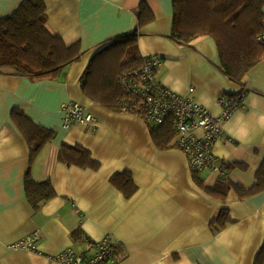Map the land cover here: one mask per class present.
I'll return each mask as SVG.
<instances>
[{"label":"crops","instance_id":"1","mask_svg":"<svg viewBox=\"0 0 264 264\" xmlns=\"http://www.w3.org/2000/svg\"><path fill=\"white\" fill-rule=\"evenodd\" d=\"M21 0H0V18ZM49 30L67 43L78 41L81 55L57 77L30 78L0 68V264H61L52 257L69 247L91 253L106 235L119 242L114 264H254L264 241V191L239 200L232 190L226 201L204 188L176 146L161 148L142 116L114 110L91 99L83 75L110 40L136 33L140 56L158 54L159 80L171 90L192 94L216 115L222 95L245 88L244 108L224 122L226 136L214 144L219 163L242 162L227 170L230 180L249 187L264 159V59L250 69L245 85L222 70L211 36L189 44L172 37L173 0H45ZM142 3L153 19L141 24ZM264 10V6H263ZM194 91L190 93V88ZM79 102L96 117L90 124L63 126L62 104ZM24 111L55 138L31 160L28 138L13 118ZM80 143L101 165L98 169L68 165L59 159L64 143ZM28 170L36 180L51 178L57 195L36 210L25 191ZM129 170L138 186L131 197L110 180ZM213 185L218 172H198ZM235 219L214 231L211 221L223 207ZM82 230V237L72 233ZM40 234L36 249L13 247Z\"/></svg>","mask_w":264,"mask_h":264},{"label":"trees","instance_id":"2","mask_svg":"<svg viewBox=\"0 0 264 264\" xmlns=\"http://www.w3.org/2000/svg\"><path fill=\"white\" fill-rule=\"evenodd\" d=\"M263 6L264 0H173L172 37L184 44L204 36L213 37L223 72L244 86L250 69L264 59V40L258 38L264 33ZM138 16L141 24L154 17L147 3L141 4ZM47 23L45 0H21L12 13L1 17L0 68H11L30 78L57 77L79 58L82 52L80 43H67L60 34L51 32ZM137 38L136 33L117 36L96 53L83 75V89L91 99L107 108L122 111L120 102L125 92L118 77L124 69L142 62ZM12 114L29 140L33 161L44 146L55 138L56 130L36 124L20 109H14ZM151 127L152 136L159 147L176 146L173 117ZM59 159L68 165L94 169L101 165L91 151L80 143L64 142L59 149ZM236 166L248 168L242 162L225 163L222 168L232 170ZM193 172L208 192L223 201L228 199L232 190L237 193L239 200L264 191V159L256 171L255 182L249 187L230 180V177L228 180L219 177L213 185H207L199 176V171ZM110 180L126 197H131L138 188L129 170L115 172ZM25 191L36 210L57 195L51 178L36 180L30 170L25 177ZM234 221L230 208L225 206L211 221V226L216 232ZM72 235L79 239L82 230L77 229ZM118 245L114 248L115 261ZM254 264H264V241Z\"/></svg>","mask_w":264,"mask_h":264},{"label":"built area","instance_id":"3","mask_svg":"<svg viewBox=\"0 0 264 264\" xmlns=\"http://www.w3.org/2000/svg\"><path fill=\"white\" fill-rule=\"evenodd\" d=\"M264 40V33L258 37ZM162 57L158 54L143 56L139 65L124 69L118 79L125 92L121 100L124 112L138 114L152 124L160 125L168 117L174 118L177 144L187 157L193 171L212 168L222 180L229 179L227 169L222 168L213 152L214 144L226 136L224 122L236 109L244 108L246 90L241 89L234 95H222L219 98L223 111L216 115L197 102L192 94L181 95L166 87L158 78ZM194 88H190V93ZM63 126L75 123L90 124L96 117L89 108L76 101L62 104ZM40 238L37 232L28 236L13 247L35 250V241ZM119 242L108 234L94 245L91 253L79 252L69 247L52 258L61 264H113L114 248Z\"/></svg>","mask_w":264,"mask_h":264}]
</instances>
